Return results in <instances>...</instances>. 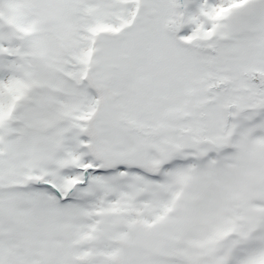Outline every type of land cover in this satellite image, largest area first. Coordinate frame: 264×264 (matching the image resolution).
Segmentation results:
<instances>
[{
    "label": "snow or ice",
    "instance_id": "1",
    "mask_svg": "<svg viewBox=\"0 0 264 264\" xmlns=\"http://www.w3.org/2000/svg\"><path fill=\"white\" fill-rule=\"evenodd\" d=\"M0 264H264V0H0Z\"/></svg>",
    "mask_w": 264,
    "mask_h": 264
}]
</instances>
